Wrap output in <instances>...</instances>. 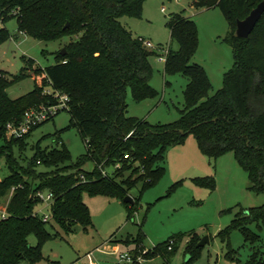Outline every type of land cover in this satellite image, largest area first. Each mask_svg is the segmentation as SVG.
<instances>
[{
    "label": "trees",
    "instance_id": "obj_1",
    "mask_svg": "<svg viewBox=\"0 0 264 264\" xmlns=\"http://www.w3.org/2000/svg\"><path fill=\"white\" fill-rule=\"evenodd\" d=\"M262 1L192 0L198 9L220 8L231 27L226 40L234 47L235 64L226 73L224 86L212 96L213 84L207 70L191 62L199 47L197 22L183 13L171 19V38L178 48L165 49V72H181L189 81L182 116L162 124L127 115L129 88L138 101L159 94L150 83V57L156 51H150L145 40L121 21L123 16H142L144 0H0V19L6 22L18 17L21 32L44 41L70 37L64 46L67 53L59 51L54 65L35 67V59L28 60L29 68L35 67V87L25 95L12 99L8 88L26 73L10 79L0 69V161L6 159L10 170L0 178V200L11 195L6 207L9 216L0 219V264L39 263L44 257V242L59 234L48 229L51 219L66 232L78 225H92L85 192L124 199L128 189L141 181L144 187L157 183L166 170L163 164L170 147L185 143L190 134L202 152L211 157L234 152L249 174L250 188L264 193V14L248 38L236 33L238 20L246 18ZM68 22L70 25L65 27ZM10 38L12 34L1 28L0 43ZM163 47L159 45L161 50ZM48 87L69 96V108L65 109L71 114L69 127H77L87 138V153L80 161L69 163L72 156L68 147L43 149L38 144L24 166L15 149L23 150L32 131L41 124L23 137L11 139L6 127L10 122L20 123L31 107L56 103V98L45 93ZM88 161L94 164L92 170L83 167ZM39 165L52 169L38 172ZM111 166L115 170L109 173L107 167ZM195 181L214 187L210 177ZM44 189L54 194L52 203L46 205L51 214L48 221L37 211L39 205H45L37 194ZM131 208L129 217L135 209ZM254 222L264 226V204L244 209L233 220L246 240L255 245L261 238L250 228ZM33 234L39 240L35 246L30 243ZM183 237L171 236L147 257L160 255L163 264H171L169 258ZM172 239L176 243L169 250ZM200 240L197 234L189 240L190 254L185 264L195 257ZM135 241L143 242V235ZM248 264H264V259L255 253Z\"/></svg>",
    "mask_w": 264,
    "mask_h": 264
},
{
    "label": "rangeland",
    "instance_id": "obj_2",
    "mask_svg": "<svg viewBox=\"0 0 264 264\" xmlns=\"http://www.w3.org/2000/svg\"><path fill=\"white\" fill-rule=\"evenodd\" d=\"M177 13H183L198 24L199 47L191 62L199 63L207 70L213 84L211 96L224 86L226 73L235 64L234 47L226 40L231 27L220 8L198 9L192 0H144L142 16H123L121 21L135 36L152 43L153 47H148L144 41L150 51H156L150 57V83L159 94L138 101L129 88L127 115L162 124L182 116L189 79L181 72H165V49L178 48V43L172 41L169 27ZM1 28H6L12 38L0 43V69L6 71L10 79L21 72L26 73V77L8 88L10 97L16 99L34 89V68L54 65L56 55L70 37L57 41L36 39L20 31L16 16L6 22L0 19ZM159 45L164 49L161 50ZM30 58L35 59V67L29 68ZM70 122V112L62 110L35 128L28 137L27 146L23 150L15 149L21 164L28 165L38 144L43 149L66 146L72 156L69 163L80 161L87 153V138L77 127H69ZM163 166L166 170L157 183L144 187L145 182L141 181L128 189L127 195L134 199V204L125 202V198L85 192L83 198L91 209L93 224L86 228L78 225L72 232H66L51 219L48 229L59 234L44 242V257L38 264H117L121 254L142 246L153 248L173 235L184 237L169 262L185 264L190 254L187 251L189 240L196 234L201 240L209 237L210 242L197 248L195 257L188 264H248L255 253L259 259H264V226L260 227L257 222L250 224L261 238L254 245L233 223L244 209L248 211L264 204V193L250 188L249 174L234 152L211 157L202 152L197 139L190 134L185 143L170 147ZM83 167L92 170L94 164L88 161ZM0 169L1 177L10 173L4 158L0 161ZM51 169L45 165L37 167L38 172ZM114 170V166L107 167L109 173ZM208 177L214 179V187L195 181ZM42 191L48 193L47 189ZM10 199L9 194L0 200V211L6 209ZM131 206L135 209L129 217ZM37 211L42 215L44 212L50 214L44 204L39 205ZM227 227L228 231H223ZM140 234L144 241L137 243L135 239ZM38 241L36 235L30 236L31 245H37ZM155 263L163 264L165 260L158 258ZM22 264L29 263L24 261Z\"/></svg>",
    "mask_w": 264,
    "mask_h": 264
},
{
    "label": "built area",
    "instance_id": "obj_3",
    "mask_svg": "<svg viewBox=\"0 0 264 264\" xmlns=\"http://www.w3.org/2000/svg\"><path fill=\"white\" fill-rule=\"evenodd\" d=\"M179 1V0H178ZM1 14V11H0ZM146 46L153 47L150 41H145ZM47 95H51L57 99V102L54 104H43L39 106H34L26 110L23 119L20 123L10 122L7 124L6 127V134L8 138H19L23 137L24 135L28 134L34 127L42 124L43 122L55 117L60 111L69 108V96L65 93H62L60 90L53 89L49 87L45 90ZM131 132L129 136L132 134ZM120 165L118 164L117 167ZM1 170V169H0ZM106 174V171H103ZM82 178H85L84 175H81ZM1 178V176H0ZM16 187L12 189L11 194L15 191ZM38 196L44 201L45 205L49 206L52 201L54 200V194L48 191L47 194H44L43 191H39ZM9 216L7 209L0 211V219H5ZM43 217L45 221L51 219V215L47 214L46 212L43 213ZM175 240L172 239L169 242L168 249L173 250L175 245ZM156 246L153 248H146V247H138L134 251L121 254L119 257V261L117 264H156L155 261L158 258H161L160 255L154 258H148L147 254L149 252H154Z\"/></svg>",
    "mask_w": 264,
    "mask_h": 264
},
{
    "label": "water",
    "instance_id": "obj_4",
    "mask_svg": "<svg viewBox=\"0 0 264 264\" xmlns=\"http://www.w3.org/2000/svg\"><path fill=\"white\" fill-rule=\"evenodd\" d=\"M263 14H264V0L260 2L257 5V7H255L246 18L238 20L237 30H236L237 35L241 38H248L255 29L258 21L261 19ZM69 25L70 23L68 22L65 27H68ZM61 53L65 55L67 53L66 48H63ZM124 200L127 203H131V204L134 203V199L128 195L125 197ZM209 242H210L209 237H206L203 238L198 245L204 246Z\"/></svg>",
    "mask_w": 264,
    "mask_h": 264
},
{
    "label": "crops",
    "instance_id": "obj_5",
    "mask_svg": "<svg viewBox=\"0 0 264 264\" xmlns=\"http://www.w3.org/2000/svg\"><path fill=\"white\" fill-rule=\"evenodd\" d=\"M1 70H2V69H1ZM116 248H117V247H116ZM116 248H115V249H116ZM89 257L91 258V255H89ZM37 264H38V263H37ZM91 264H94V263L91 262Z\"/></svg>",
    "mask_w": 264,
    "mask_h": 264
}]
</instances>
